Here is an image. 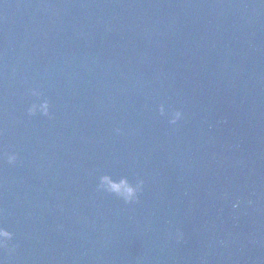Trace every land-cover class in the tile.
I'll list each match as a JSON object with an SVG mask.
<instances>
[{
    "label": "water",
    "instance_id": "95a60500",
    "mask_svg": "<svg viewBox=\"0 0 264 264\" xmlns=\"http://www.w3.org/2000/svg\"><path fill=\"white\" fill-rule=\"evenodd\" d=\"M0 224L4 264H264V2L0 0Z\"/></svg>",
    "mask_w": 264,
    "mask_h": 264
},
{
    "label": "clouds",
    "instance_id": "9594fccd",
    "mask_svg": "<svg viewBox=\"0 0 264 264\" xmlns=\"http://www.w3.org/2000/svg\"><path fill=\"white\" fill-rule=\"evenodd\" d=\"M264 2V0H262ZM29 93L31 96H43V93L36 88H30ZM159 113L160 115L166 114V107L163 103L159 105ZM27 114L29 116H44L51 117V103L49 99L44 98L40 103H32L27 108ZM169 119L168 122L171 125H176L179 121L183 119V112L181 110H174L170 113H167ZM117 132L120 129H116ZM4 156L6 157L7 163L9 165H13L18 160V155L15 152H5ZM145 181L144 179H140L138 183L133 186L128 184L127 181L122 182L117 185L114 184L107 176L101 177L98 188L102 191H105L109 194H114L116 197L122 199L127 204L138 203L140 199V195L143 192ZM233 208L239 207V201L233 203ZM183 233L177 231V239H182ZM14 238V233L9 231L3 224H0V249L6 250L8 256H12L15 254L17 246L11 245L10 242ZM0 264H4L3 260H0Z\"/></svg>",
    "mask_w": 264,
    "mask_h": 264
}]
</instances>
